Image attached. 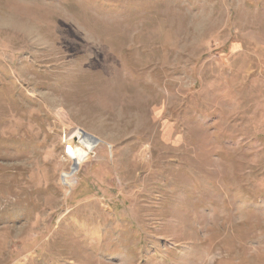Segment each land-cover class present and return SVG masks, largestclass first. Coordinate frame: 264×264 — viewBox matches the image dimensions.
I'll list each match as a JSON object with an SVG mask.
<instances>
[{
    "label": "rangeland",
    "instance_id": "obj_1",
    "mask_svg": "<svg viewBox=\"0 0 264 264\" xmlns=\"http://www.w3.org/2000/svg\"><path fill=\"white\" fill-rule=\"evenodd\" d=\"M0 264H264V0H0Z\"/></svg>",
    "mask_w": 264,
    "mask_h": 264
},
{
    "label": "bare ground",
    "instance_id": "obj_2",
    "mask_svg": "<svg viewBox=\"0 0 264 264\" xmlns=\"http://www.w3.org/2000/svg\"><path fill=\"white\" fill-rule=\"evenodd\" d=\"M99 141L78 132V129H75L72 132L71 137L68 139L70 158L73 160L72 173L76 171L77 167L86 160L89 153L99 144ZM70 176V174H64L62 176V182L65 185H68V178Z\"/></svg>",
    "mask_w": 264,
    "mask_h": 264
},
{
    "label": "water",
    "instance_id": "obj_3",
    "mask_svg": "<svg viewBox=\"0 0 264 264\" xmlns=\"http://www.w3.org/2000/svg\"><path fill=\"white\" fill-rule=\"evenodd\" d=\"M80 132L83 133V134H85V135H88V134H86L85 132H83V131H81V130H80ZM88 136L92 137L93 139H96L95 137H93V136H91V135H88ZM96 140H98V139H96ZM98 141H99V140H98ZM99 143H100V141H99ZM72 170H73V168L71 169V171H72Z\"/></svg>",
    "mask_w": 264,
    "mask_h": 264
},
{
    "label": "built area",
    "instance_id": "obj_4",
    "mask_svg": "<svg viewBox=\"0 0 264 264\" xmlns=\"http://www.w3.org/2000/svg\"><path fill=\"white\" fill-rule=\"evenodd\" d=\"M67 145V144H66ZM68 147V146H67ZM67 151H68V148H67ZM70 153L69 152H67V155H69Z\"/></svg>",
    "mask_w": 264,
    "mask_h": 264
}]
</instances>
